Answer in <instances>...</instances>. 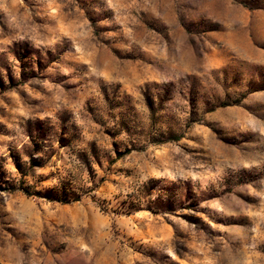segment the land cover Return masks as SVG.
Returning a JSON list of instances; mask_svg holds the SVG:
<instances>
[{
    "label": "rangeland",
    "instance_id": "1",
    "mask_svg": "<svg viewBox=\"0 0 264 264\" xmlns=\"http://www.w3.org/2000/svg\"><path fill=\"white\" fill-rule=\"evenodd\" d=\"M0 264H264V0H0Z\"/></svg>",
    "mask_w": 264,
    "mask_h": 264
}]
</instances>
